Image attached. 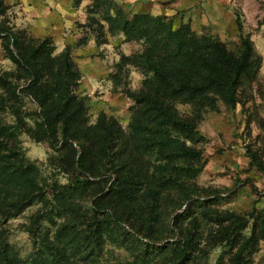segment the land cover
Here are the masks:
<instances>
[{
	"label": "rangeland",
	"instance_id": "obj_1",
	"mask_svg": "<svg viewBox=\"0 0 264 264\" xmlns=\"http://www.w3.org/2000/svg\"><path fill=\"white\" fill-rule=\"evenodd\" d=\"M4 2L8 9L0 15V98L5 101L0 123L21 122L16 134L20 157L32 167L34 179L31 203L4 227L18 264H174L178 231L203 234L189 264H234L244 246L243 264H264V0ZM120 15L166 18L176 27L190 24L196 34L215 36L230 51L238 49L240 36L250 39L253 65L238 104L204 114L196 141H187L202 155L199 171L177 175L173 164L160 163L148 149L137 161H129L124 140L132 137L136 104L124 92L139 91L143 76L132 65L123 64L121 72L117 66L142 46L126 38ZM10 33L16 43L8 38ZM36 49L37 67L49 65V77L63 55L71 58L72 129L84 136L87 128L106 126L113 138L110 155L116 173L87 175L88 180L77 176L78 184L69 186L70 176L60 167L69 158L68 150L60 152L66 142L58 137L57 149L51 147L41 131L44 108L29 95L31 81L13 59L18 52L26 58ZM41 82L50 114L56 115L62 111L59 87L49 79ZM177 109L190 114L188 106ZM72 144L79 156L82 149ZM137 162L144 173L133 193L125 195L128 186L117 178L135 173ZM27 179L26 174V185ZM176 180L183 188L173 187ZM56 182L60 191L54 195ZM149 188L158 191L152 195ZM183 193L190 196L185 203ZM143 198L146 202L138 203ZM141 208L145 228L138 222ZM228 229L240 240L236 247L221 243Z\"/></svg>",
	"mask_w": 264,
	"mask_h": 264
},
{
	"label": "trees",
	"instance_id": "obj_2",
	"mask_svg": "<svg viewBox=\"0 0 264 264\" xmlns=\"http://www.w3.org/2000/svg\"><path fill=\"white\" fill-rule=\"evenodd\" d=\"M7 9L4 0H0V15L5 14ZM118 19L126 38L142 46L141 50L130 57H123L117 66L121 72L123 64L132 65L143 76L139 91L124 92L136 104V112L130 125L133 134L130 139L124 140L129 161H137L140 152L148 149L157 156L160 163L173 164L172 171L177 175L181 171L186 173L188 169L190 172L196 169L199 171L202 167V155L195 147L189 146L187 141H196L199 135L198 122L204 114L220 112L221 105L233 109L238 104L240 88L245 78L250 79L249 73L253 65L254 52L250 39L240 36L238 49L230 51L217 37L196 34L190 24L176 27L172 20L161 17L135 16L129 19L128 16L120 15ZM9 36L14 43L17 42L14 34L10 33ZM37 54L36 49L25 58L18 52L13 59L25 72L27 80L31 81L27 87L29 95L44 108V113L41 114V131L51 147L57 149L58 137L66 142L60 152L68 150L69 158L64 159L60 167L64 174L70 176L69 186L78 184L77 176H85L88 180L87 175L116 173L110 155L113 138L106 126L100 124L95 128H87L84 136L82 132L77 133L72 129L75 117L69 114L68 109L73 100L68 76L73 66L71 58L63 55L58 70L51 72L49 77V65L44 68L37 67ZM48 79L60 91L62 111L56 115L50 114L43 96L41 80L47 83ZM4 101L0 98V110L3 109ZM178 105L188 106L190 114H181L177 109ZM17 123H0V264H18L17 258L10 252L8 231L4 227L9 219L21 214L28 207L33 197L32 167L26 165L20 157L16 134L21 122ZM72 142H76L82 149L79 156ZM93 158L97 161L94 162ZM137 165L135 173L127 175L126 178H117L116 182H122L124 187L128 186L125 195L133 193L132 186L137 184L136 179L144 173L140 162ZM170 181L169 177L167 182ZM172 183L174 188H183V182L180 185L178 180ZM52 191L54 195L60 191L57 182L52 185ZM157 191L149 188L152 195ZM189 199L190 196L183 193L181 202L185 203ZM142 202H146V199H140L138 203ZM142 213L141 208L138 222L145 228L146 220ZM178 233L180 240L174 249V264H189L197 252L195 243L203 234L195 231ZM262 234L264 238V226ZM236 235L231 234L230 229L226 230L222 234L221 243H230L236 247L234 243L236 240L237 243L240 241ZM244 250L245 246L238 250L234 264H243Z\"/></svg>",
	"mask_w": 264,
	"mask_h": 264
},
{
	"label": "crops",
	"instance_id": "obj_3",
	"mask_svg": "<svg viewBox=\"0 0 264 264\" xmlns=\"http://www.w3.org/2000/svg\"><path fill=\"white\" fill-rule=\"evenodd\" d=\"M22 1V0H21Z\"/></svg>",
	"mask_w": 264,
	"mask_h": 264
}]
</instances>
